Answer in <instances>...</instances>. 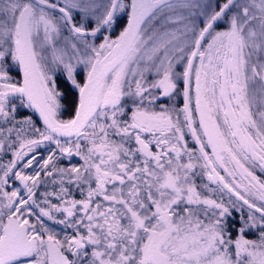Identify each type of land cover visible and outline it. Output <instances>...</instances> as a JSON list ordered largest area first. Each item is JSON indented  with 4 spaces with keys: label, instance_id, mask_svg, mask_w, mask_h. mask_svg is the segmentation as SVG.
Segmentation results:
<instances>
[{
    "label": "snow or ice",
    "instance_id": "obj_1",
    "mask_svg": "<svg viewBox=\"0 0 264 264\" xmlns=\"http://www.w3.org/2000/svg\"><path fill=\"white\" fill-rule=\"evenodd\" d=\"M262 176L264 0H0V264H264Z\"/></svg>",
    "mask_w": 264,
    "mask_h": 264
},
{
    "label": "trees",
    "instance_id": "obj_2",
    "mask_svg": "<svg viewBox=\"0 0 264 264\" xmlns=\"http://www.w3.org/2000/svg\"><path fill=\"white\" fill-rule=\"evenodd\" d=\"M58 82H59V84H60V89L62 90V91H64L65 93H66V96H65V99H64V101L62 102V103H65L64 104V107L65 108H67V112H63V115L62 116H70L71 114H72V112H73V110L72 109H74V105H75V101H76V92L74 91V90H72L66 83H65V81H64V79H63V77H60V79H59V76H58ZM38 122V121H37ZM190 140V139H189ZM190 145H195L194 143H192V142H190V144H189V146ZM258 173H260L259 172V170H258ZM201 182V179L200 178H198L197 179V183H200ZM214 187V186H213ZM44 189L43 188H41L40 189V191L42 192ZM217 196L218 197H220V194L219 193H217ZM227 195H225L224 197H225V199L227 198L226 197ZM216 197V196H215ZM76 198L77 199H79L80 198V196H79V193H76ZM233 199H235V197H233ZM240 220V215L239 214H237V213H235V212H233V217H232V219L230 220V224H235L236 225V227H239V224L237 223L238 221ZM236 232L235 231H233L232 232V238L233 239H235L236 238ZM258 236H259V232L258 231H255V230H252V231H248L247 233H246V235H245V238L246 239H258ZM233 251H234V249H233Z\"/></svg>",
    "mask_w": 264,
    "mask_h": 264
},
{
    "label": "rangeland",
    "instance_id": "obj_3",
    "mask_svg": "<svg viewBox=\"0 0 264 264\" xmlns=\"http://www.w3.org/2000/svg\"><path fill=\"white\" fill-rule=\"evenodd\" d=\"M119 29V26H117V29H116V31ZM113 34H115V32L113 33ZM13 75L14 76H16V74L15 73H13ZM82 76H83V73H81V79H82ZM60 77H63L62 75L61 76H59V79H60ZM58 78V77H57ZM180 87H181V89H182V87H183V85L181 84L180 85ZM179 99V101L177 102V107H179V106H182V104H183V99H182V97H180V98H178ZM161 104H165V105H167V104H169V101L166 99V100H164L163 102H160ZM63 104H65V103H63ZM75 106V105H74ZM159 107V104L157 105V108ZM66 110H65V112H67V108H65ZM64 112V111H63ZM28 113H26V112H20L19 113V116L20 117H23L24 115H27ZM62 115H63V113H62ZM71 117V115L70 116H62V118H64V119H67V118H70ZM37 124L38 125H40V123H38L37 122ZM40 126H42V125H40ZM189 139H190V137H189ZM190 147H195V145H190ZM50 149H45V148H41V155H43V156H46L47 155V152L49 151ZM5 159H10V156H7V157H5ZM71 163L72 164H79V163H81V161L78 159V158H76V157H73L72 158V160H71ZM58 166H62V167H67V166H69V161H68V159L67 158H64V159H61V160H59V163H58ZM199 171V170H198ZM257 174L258 175H261L260 173H258V169H257ZM262 178H264V176H262ZM9 191H11V188H9L8 189ZM227 197V196H226ZM214 198H217V199H219L220 197H218L217 195H216V197H214ZM224 200H225V202H227V200H228V197L225 199V197H224ZM53 202H55V201H53ZM247 215H248V209H247V206H245L244 207V209H243V216L245 217V218H247ZM50 223V222H49ZM62 234V233H61ZM251 240V239H250ZM253 240V239H252ZM254 240H256V239H254Z\"/></svg>",
    "mask_w": 264,
    "mask_h": 264
},
{
    "label": "flooded vegetation",
    "instance_id": "obj_4",
    "mask_svg": "<svg viewBox=\"0 0 264 264\" xmlns=\"http://www.w3.org/2000/svg\"><path fill=\"white\" fill-rule=\"evenodd\" d=\"M122 23V22H121ZM120 27V26H119ZM119 31V29L115 32V34ZM113 34V35H115ZM180 98V97H179ZM164 100H166V98H161L160 102H163ZM179 101V99L177 100V102Z\"/></svg>",
    "mask_w": 264,
    "mask_h": 264
}]
</instances>
